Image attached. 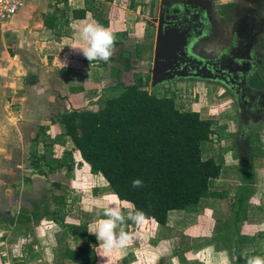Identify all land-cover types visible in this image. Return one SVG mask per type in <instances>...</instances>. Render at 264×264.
Here are the masks:
<instances>
[{
  "label": "trees",
  "instance_id": "trees-1",
  "mask_svg": "<svg viewBox=\"0 0 264 264\" xmlns=\"http://www.w3.org/2000/svg\"><path fill=\"white\" fill-rule=\"evenodd\" d=\"M88 9L101 24L107 25L99 13L97 0H86L85 8L72 10V18L83 17ZM60 22L62 26L68 25L69 19L59 21L56 12L46 16V26L54 29L57 36L62 35L58 28ZM137 55L141 56V51L138 50ZM149 81L150 74H137L134 81L118 84V94L98 100L96 109L87 107L63 113L60 122L64 131L54 139L43 126L29 145L30 168L42 175L62 169L73 174V150L65 151L61 158L54 151L56 142L69 137L93 174L102 175L120 200L133 205V211L142 210L145 219H154L160 225L168 223L171 211H194L203 198L225 197L227 192L212 189L214 180L222 175V163L214 157L203 156V144L214 134L216 121L202 117L198 111L180 109L173 97L158 96L149 88ZM41 142L43 152L38 149ZM240 170L243 183L237 191L234 216L226 230L227 235L233 234L234 240L223 242V247L229 254H236L237 264H246L247 257L257 255V250L245 251V244L257 243V236L242 232L254 194V174L251 164L246 165V170ZM136 179L142 180L144 186L133 187ZM56 186L61 184L56 183ZM52 199L54 206L46 203L43 210L7 215L0 218V223L8 221L16 232L24 235L38 225H58L81 240L78 248H66L63 257L77 264H97V251L92 246L97 244V238L89 234L88 224L66 221L68 209L64 194H53ZM134 225L138 224L127 221L126 230L130 232ZM258 235L264 240V232ZM25 251L34 257L31 248ZM263 251L261 244V256Z\"/></svg>",
  "mask_w": 264,
  "mask_h": 264
},
{
  "label": "rangeland",
  "instance_id": "rangeland-1",
  "mask_svg": "<svg viewBox=\"0 0 264 264\" xmlns=\"http://www.w3.org/2000/svg\"><path fill=\"white\" fill-rule=\"evenodd\" d=\"M157 12L158 8L154 10L153 14ZM154 25L155 27L157 26L156 23ZM149 26L151 28L148 22L147 27ZM129 42H134V40L130 39ZM143 43L138 45L139 47L135 46V43H133L134 46L131 45V48L127 47L132 49L133 57L128 60L123 59V61L132 64L133 69L136 71H132L129 78H125L124 82L126 83L134 81L137 74H149V69L152 67L155 36L147 38ZM141 48L142 50L144 49V57L145 53L147 54L146 60L141 56H134L135 53L137 55L138 50L141 51ZM116 50L113 55L118 58L120 57V51ZM150 83L151 81L148 82V85L151 89ZM117 87L116 85L114 88L106 89L101 100L118 94L120 91ZM153 90L158 96L173 97L180 109L195 110L200 112L202 117L216 121L214 134L208 142L203 144V156L204 158L214 157L218 162L222 163V175L214 180L212 189L227 193L222 198H203L194 211H172L176 213H170L171 215L166 225L158 224L153 229V226L150 225L151 221L147 222L144 220V222L136 226H131L130 233L133 236V240L126 248L107 252L99 245L100 242L97 239V244L92 245L97 251V264H237L235 262L236 254H229L224 249L223 242L232 243L234 240L233 234L227 235L226 230L229 227L230 219L234 216L233 205L237 191L243 183L241 180L242 171L240 170L242 168L240 166V156L243 152L239 150L240 146L238 144L245 149L249 148V144L248 135L237 138V118L234 113L235 108L232 100L223 94V88L220 85L204 84L194 80L185 82L180 80L174 84L155 87ZM90 105H92L90 108L93 109L99 106L98 102ZM48 134L51 136V133ZM250 146L254 156L252 160V173L254 174L252 188L254 194L250 203L248 217L242 223V231H251L257 234L256 236L260 238V251L261 244L264 250V240H261L258 235L264 232V123L256 127L252 140L250 138ZM66 150L59 148L57 157L61 158ZM27 151L30 155L28 144ZM76 154L78 158H81L78 152ZM248 155L249 150L245 157L247 158ZM31 169L24 171L27 174L23 175L25 177L23 186L25 189H17L21 186L22 181H13L10 183V187H16V193L13 192L10 196L0 198V218H4L7 215H17L19 211L21 212L25 209L31 210L33 203L40 204L41 206L38 207H41L40 209L42 210L46 203L54 206L53 194H64L66 196V208L68 209L66 221L68 223L79 222L78 224H80L86 222L88 227L89 224H96L100 219L104 218L96 215L97 205L119 204L122 207L127 206L133 211L131 203L124 202L122 204L119 198L115 197L114 191L104 177L92 176L89 170L87 171L88 176L84 178L81 174L79 176L78 172L76 174V170L74 174H69L66 169H62L61 171L41 176L42 174L33 175L36 171ZM84 173L85 171H83ZM32 176L34 177L32 178ZM56 183H60L61 186L57 187ZM22 190L24 195L26 194L27 196L25 207L22 204H14L13 200H11L17 193L20 195ZM29 195L32 197H28ZM46 225H38V233L37 227L36 229L34 227V230L30 231V234L28 233L29 235H24L23 233L20 235L17 234L8 221L0 223V238L2 234L7 232L8 238L13 240L12 242L11 240H5L4 242L0 240V264H18L16 257L23 254L27 259H32L28 251L20 247L18 240L20 239L21 241L23 236H28L27 242L34 243L37 241L39 232H45V235L50 236L48 237L50 238L49 242H52L53 247L50 246L45 249L40 245H34L35 250L31 253L34 254V257L33 260H29L33 262L31 264H77L72 259L64 258L63 253L66 248H78L81 243L80 238L71 235L58 225L53 228L58 231L54 234L56 230L53 232L50 230L51 227ZM233 227L235 228L236 226L233 224ZM143 232L148 233V235H142L141 233ZM65 233L68 234L69 239L65 238ZM136 235L140 236L142 240L144 239V242H141L140 238H136ZM21 242L24 244L26 240L24 239ZM245 246V251L250 249V252L257 248L252 243L251 245L245 244ZM251 246H254V248H251ZM216 250L218 251L217 255L215 254Z\"/></svg>",
  "mask_w": 264,
  "mask_h": 264
},
{
  "label": "crops",
  "instance_id": "crops-1",
  "mask_svg": "<svg viewBox=\"0 0 264 264\" xmlns=\"http://www.w3.org/2000/svg\"><path fill=\"white\" fill-rule=\"evenodd\" d=\"M97 1L100 5L99 13L107 22L106 27H111L117 36L114 52L117 51L116 49L120 51V57L113 55L108 63L93 62L91 64L78 51H75L74 57L70 53L72 49L67 45L74 42L73 26L85 20L99 22L90 9L83 17L72 18V10L85 8L86 0H24L19 12L11 20L0 25V198L10 196L16 191V187H10L13 181H22L17 189H25L23 175L26 172L24 171L31 169L27 144L30 145L38 133L42 132L41 128L46 127V132L51 133L52 139L59 136L64 131L63 124L60 122L63 113L84 109L87 106L92 107L90 104L98 102L104 96L106 89L114 88L120 82L126 83L125 78H129L130 73L136 71L132 64L123 61L133 57L131 45L135 43L138 47L144 44L143 41L145 42L147 38L156 35L155 25H151L150 28V26L147 27V23L152 21L154 10L159 7L160 0H130V5L124 12V20L116 17L117 10L111 5V0ZM53 12H56L59 21L69 19L68 25L62 26V22L58 25V28H61V36H57L54 29L46 26V16ZM130 39L134 42H129ZM143 54L144 49L141 48V57L146 60L147 54L145 53V57ZM134 56L138 55L135 53ZM65 61L66 67L63 64ZM126 65L129 66L128 69ZM68 139L70 138L66 137L63 142H56L54 146L59 144L60 149L73 150L76 174L78 172L79 176L81 174L85 178L89 170L92 176L103 177L100 174H93L90 165L82 157L78 158L76 153L80 154V152L75 149L72 140ZM38 149L43 152L42 142L39 143ZM82 169L85 171L84 174ZM33 175L41 174L36 172ZM26 197L22 190L20 195L17 193L11 200L14 204H22L25 207ZM119 201L122 204L130 203L120 199ZM38 206L41 205L33 203L32 209H40L41 207ZM145 220L151 221L150 225L153 229L159 224L154 219ZM53 228L51 227L50 230L55 232L56 229ZM38 230L39 227H37V233ZM57 232L56 230L54 234ZM242 232L248 236L257 235L251 231ZM143 233L141 234L148 235ZM6 234L7 232L2 234L1 242L5 240L12 242L13 240ZM17 234L21 235V232L17 231ZM89 234L92 233L89 232ZM48 237L50 236L45 235V232H39L37 241L34 243L27 242L28 236H23L21 240L25 239L27 243L23 244L20 239L18 243L23 250L31 248L34 251V245L47 249L50 246L53 247ZM65 238L69 239L66 233ZM136 238L139 239L140 236L136 235ZM257 238V243H252L255 247L257 245V248L251 252L257 250L256 254L261 256L260 238ZM140 239L144 242V239ZM217 253L216 250L215 254ZM16 259L18 264L33 263L29 261L33 260V257L27 259L24 254Z\"/></svg>",
  "mask_w": 264,
  "mask_h": 264
},
{
  "label": "flooded vegetation",
  "instance_id": "flooded-vegetation-1",
  "mask_svg": "<svg viewBox=\"0 0 264 264\" xmlns=\"http://www.w3.org/2000/svg\"><path fill=\"white\" fill-rule=\"evenodd\" d=\"M211 3L210 7H200L194 54L189 53V58L181 62L182 76L163 85L194 80L223 88L235 108L237 138L248 135V149L238 144L243 152L240 166L246 170L254 158L250 138L264 123V0ZM159 9L160 5L154 17Z\"/></svg>",
  "mask_w": 264,
  "mask_h": 264
},
{
  "label": "clouds",
  "instance_id": "clouds-1",
  "mask_svg": "<svg viewBox=\"0 0 264 264\" xmlns=\"http://www.w3.org/2000/svg\"><path fill=\"white\" fill-rule=\"evenodd\" d=\"M227 3L228 0H222ZM73 40L67 44L73 51H78L92 64L108 63L114 54L117 36L111 27H106L95 20H85L73 26ZM67 66L66 61L63 62ZM133 187H143V181L136 179ZM91 211V209H89ZM96 215L103 216L95 225H89L88 231L96 235L100 246L107 252L123 249L133 240L132 234L126 230L127 221L140 224L145 220L142 210L132 211L127 206L109 204L97 205ZM246 264H264V256L247 257Z\"/></svg>",
  "mask_w": 264,
  "mask_h": 264
},
{
  "label": "water",
  "instance_id": "water-1",
  "mask_svg": "<svg viewBox=\"0 0 264 264\" xmlns=\"http://www.w3.org/2000/svg\"><path fill=\"white\" fill-rule=\"evenodd\" d=\"M211 0H160L151 74V90L182 76L181 62L194 54L195 25L201 20L200 7Z\"/></svg>",
  "mask_w": 264,
  "mask_h": 264
},
{
  "label": "built area",
  "instance_id": "built-area-1",
  "mask_svg": "<svg viewBox=\"0 0 264 264\" xmlns=\"http://www.w3.org/2000/svg\"><path fill=\"white\" fill-rule=\"evenodd\" d=\"M111 5L116 8V17L122 18L124 20V12L130 5V0H111ZM24 4V0H0V25L9 21L19 12ZM71 55L76 56L75 51L71 50ZM61 145L56 144L54 146V151L57 155V150Z\"/></svg>",
  "mask_w": 264,
  "mask_h": 264
}]
</instances>
